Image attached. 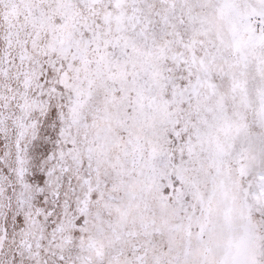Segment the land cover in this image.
<instances>
[{"label": "snow or ice", "instance_id": "6c2138e0", "mask_svg": "<svg viewBox=\"0 0 264 264\" xmlns=\"http://www.w3.org/2000/svg\"><path fill=\"white\" fill-rule=\"evenodd\" d=\"M0 264H264V0H0Z\"/></svg>", "mask_w": 264, "mask_h": 264}]
</instances>
